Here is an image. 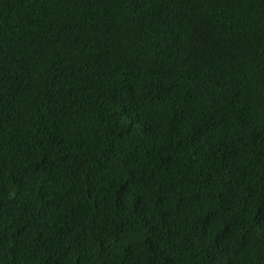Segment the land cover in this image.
Returning a JSON list of instances; mask_svg holds the SVG:
<instances>
[{
  "label": "trees",
  "instance_id": "obj_1",
  "mask_svg": "<svg viewBox=\"0 0 264 264\" xmlns=\"http://www.w3.org/2000/svg\"><path fill=\"white\" fill-rule=\"evenodd\" d=\"M0 264H264V0H0Z\"/></svg>",
  "mask_w": 264,
  "mask_h": 264
}]
</instances>
